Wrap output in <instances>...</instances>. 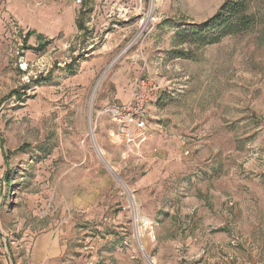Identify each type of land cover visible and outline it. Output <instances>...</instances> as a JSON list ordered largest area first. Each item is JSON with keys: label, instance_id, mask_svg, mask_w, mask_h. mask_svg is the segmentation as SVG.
I'll list each match as a JSON object with an SVG mask.
<instances>
[{"label": "rangeland", "instance_id": "obj_1", "mask_svg": "<svg viewBox=\"0 0 264 264\" xmlns=\"http://www.w3.org/2000/svg\"><path fill=\"white\" fill-rule=\"evenodd\" d=\"M224 1L0 0V264H264V0L176 38ZM137 76L129 151L98 114Z\"/></svg>", "mask_w": 264, "mask_h": 264}, {"label": "built area", "instance_id": "obj_2", "mask_svg": "<svg viewBox=\"0 0 264 264\" xmlns=\"http://www.w3.org/2000/svg\"><path fill=\"white\" fill-rule=\"evenodd\" d=\"M60 1V0H46ZM80 5L82 0H70ZM158 93V86L147 77L137 76L132 82L130 97L125 102L104 107L98 116L108 117L114 127L108 130V137L114 144L124 146L129 151H139L147 140L146 123L149 105Z\"/></svg>", "mask_w": 264, "mask_h": 264}, {"label": "trees", "instance_id": "obj_3", "mask_svg": "<svg viewBox=\"0 0 264 264\" xmlns=\"http://www.w3.org/2000/svg\"><path fill=\"white\" fill-rule=\"evenodd\" d=\"M252 24V18L245 12V0H225L211 17L196 26L181 28L176 38L179 43L211 45L226 36L245 33ZM42 45L40 43L39 48Z\"/></svg>", "mask_w": 264, "mask_h": 264}, {"label": "crops", "instance_id": "obj_4", "mask_svg": "<svg viewBox=\"0 0 264 264\" xmlns=\"http://www.w3.org/2000/svg\"><path fill=\"white\" fill-rule=\"evenodd\" d=\"M107 119L106 120H108L109 122H111V125H113V127H114V124H113V122L108 118V117H106ZM113 127H111V128H113ZM110 130V129H109Z\"/></svg>", "mask_w": 264, "mask_h": 264}]
</instances>
